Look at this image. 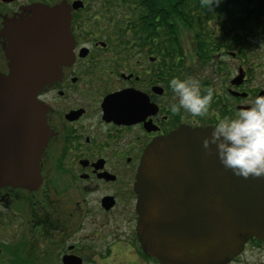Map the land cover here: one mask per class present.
I'll return each mask as SVG.
<instances>
[{
	"label": "flooded vegetation",
	"instance_id": "flooded-vegetation-1",
	"mask_svg": "<svg viewBox=\"0 0 264 264\" xmlns=\"http://www.w3.org/2000/svg\"><path fill=\"white\" fill-rule=\"evenodd\" d=\"M60 1L0 0V74L9 72L7 21L35 3ZM65 1L73 7L75 0ZM81 1L72 10L73 58L38 90L39 115L10 117L5 135L0 110V161L5 138H18L29 152L20 158L22 173L39 178L27 186L0 181V264H165L139 239L135 182L145 149L181 125L213 126L218 117L247 107L264 95V78L255 81L252 62H245L249 42L242 59L229 49L232 40L220 42V54L243 62H201L187 59L185 51L179 62H170L155 55L151 27L144 33L141 25L121 26L120 3ZM173 76H191L202 89H213L205 115L169 110L178 99L168 86ZM122 99L130 115L117 114ZM43 119L46 144L35 156ZM224 264H264V240L249 237Z\"/></svg>",
	"mask_w": 264,
	"mask_h": 264
},
{
	"label": "water",
	"instance_id": "water-1",
	"mask_svg": "<svg viewBox=\"0 0 264 264\" xmlns=\"http://www.w3.org/2000/svg\"><path fill=\"white\" fill-rule=\"evenodd\" d=\"M81 5L80 0L73 3L74 8ZM28 10L3 29L10 60L9 73L0 75L5 135L12 129L10 117L24 111L39 115L38 90L57 79L73 58L71 6L63 0L35 3ZM130 112V105L120 100L117 114ZM211 127L182 125L156 137L142 156L135 183L139 239L146 252L165 264H221L250 236L264 240V175H235L214 151L206 152L202 137ZM42 130L35 156L46 144L44 119ZM5 140L0 161L5 176L0 181L23 186L37 182L39 178L22 173L20 158L29 153L27 148L18 138Z\"/></svg>",
	"mask_w": 264,
	"mask_h": 264
},
{
	"label": "trees",
	"instance_id": "trees-1",
	"mask_svg": "<svg viewBox=\"0 0 264 264\" xmlns=\"http://www.w3.org/2000/svg\"><path fill=\"white\" fill-rule=\"evenodd\" d=\"M129 13L123 28H152L155 36V55L170 62L185 57L179 27L192 36L191 59L201 62L217 58L222 37L233 42V48L243 55L245 42L253 40L264 30V0H220L210 7L201 0H115ZM129 8V9H128ZM126 13L123 15L126 20ZM220 34H214V25ZM126 31V30H125ZM219 36V37H218ZM226 41V40H225Z\"/></svg>",
	"mask_w": 264,
	"mask_h": 264
},
{
	"label": "clouds",
	"instance_id": "clouds-1",
	"mask_svg": "<svg viewBox=\"0 0 264 264\" xmlns=\"http://www.w3.org/2000/svg\"><path fill=\"white\" fill-rule=\"evenodd\" d=\"M213 3L220 0H201L202 5L211 7ZM168 86L178 98L169 105L172 113L183 109L196 117L209 111L213 89H202L198 79L173 76ZM202 147L206 152L214 151L220 164L235 175H264V95H256L233 115L218 117L202 137Z\"/></svg>",
	"mask_w": 264,
	"mask_h": 264
},
{
	"label": "rangeland",
	"instance_id": "rangeland-1",
	"mask_svg": "<svg viewBox=\"0 0 264 264\" xmlns=\"http://www.w3.org/2000/svg\"><path fill=\"white\" fill-rule=\"evenodd\" d=\"M122 10L124 11L123 7ZM124 12L126 13L125 16L126 20L124 19L122 14L121 16H119L120 17L119 19H123L125 23H127V17H129L130 14L127 13L126 11ZM213 25L215 28L214 29L215 31L214 33H216L215 35H218L220 32L216 29L215 24ZM179 33L181 35L184 51L186 52L187 55L186 58L191 59V53H193L192 33H190L181 26L179 27ZM218 53H217L218 58L221 57V59L224 60V62H243L240 59H233V57L229 55L224 54L222 56ZM245 62H252V69L254 70V76L256 77L255 81L260 80V74L262 75L261 78H264L263 77L264 73L261 72L262 68H264V30L258 35L257 38L255 37L253 40L249 41L248 59Z\"/></svg>",
	"mask_w": 264,
	"mask_h": 264
}]
</instances>
